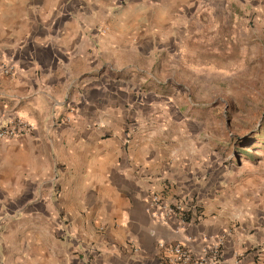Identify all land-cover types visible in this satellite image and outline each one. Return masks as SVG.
Wrapping results in <instances>:
<instances>
[{
	"label": "crops",
	"instance_id": "obj_1",
	"mask_svg": "<svg viewBox=\"0 0 264 264\" xmlns=\"http://www.w3.org/2000/svg\"><path fill=\"white\" fill-rule=\"evenodd\" d=\"M213 2L0 0V120L34 126L0 139V264H166L160 242L218 239L222 264H264L252 179L221 164L200 120H171L158 85L205 43ZM153 193L201 216L154 215Z\"/></svg>",
	"mask_w": 264,
	"mask_h": 264
},
{
	"label": "rangeland",
	"instance_id": "obj_2",
	"mask_svg": "<svg viewBox=\"0 0 264 264\" xmlns=\"http://www.w3.org/2000/svg\"><path fill=\"white\" fill-rule=\"evenodd\" d=\"M213 3L212 13L202 15L213 24L201 31L205 43L191 40L188 55L168 60L159 90L171 98V120H200V140L207 138L221 164L240 182L252 179L241 192L258 206L264 204V0Z\"/></svg>",
	"mask_w": 264,
	"mask_h": 264
},
{
	"label": "built area",
	"instance_id": "obj_3",
	"mask_svg": "<svg viewBox=\"0 0 264 264\" xmlns=\"http://www.w3.org/2000/svg\"><path fill=\"white\" fill-rule=\"evenodd\" d=\"M5 74H12L14 67L9 64L3 65ZM34 126L21 117L13 118L7 122L0 120V139H14L31 134ZM151 206L155 208L159 216L164 217L165 214L177 212L181 222L186 221L187 212L195 211L197 216H201L199 212L200 204L198 202L176 203L174 206L168 205L163 201L160 193H153L150 199ZM158 209L164 212L163 215L157 212ZM219 238V237H218ZM160 248L164 250L166 264H222L224 249L222 239H218L211 243H205L200 249H195L187 242L177 241L170 244L164 242L159 243Z\"/></svg>",
	"mask_w": 264,
	"mask_h": 264
}]
</instances>
